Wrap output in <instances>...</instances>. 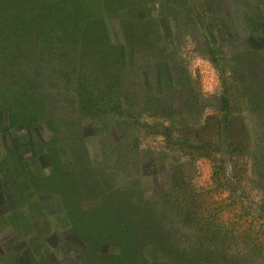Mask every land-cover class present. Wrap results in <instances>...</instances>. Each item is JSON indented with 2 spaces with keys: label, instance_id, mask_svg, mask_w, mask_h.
Listing matches in <instances>:
<instances>
[{
  "label": "rangeland",
  "instance_id": "1",
  "mask_svg": "<svg viewBox=\"0 0 264 264\" xmlns=\"http://www.w3.org/2000/svg\"><path fill=\"white\" fill-rule=\"evenodd\" d=\"M249 44L264 46V0H0V264H264V49ZM207 116L219 187L210 159L179 151ZM177 125L186 140L164 135Z\"/></svg>",
  "mask_w": 264,
  "mask_h": 264
},
{
  "label": "trees",
  "instance_id": "2",
  "mask_svg": "<svg viewBox=\"0 0 264 264\" xmlns=\"http://www.w3.org/2000/svg\"><path fill=\"white\" fill-rule=\"evenodd\" d=\"M258 12L259 11L254 12L250 16L251 19L249 18L248 19L252 21V20L259 18L260 14ZM260 48L264 49V46L261 45V47L257 49H260ZM257 49H253V47L250 44L248 45V50H257ZM228 116H229V113H227L226 116H223L221 118L224 123L226 122V125L228 126V129H229L228 133H230V138L228 139L229 142L227 144V148H228L227 150L229 151V156H240L242 154H245L247 150L249 149V143L247 141L248 139L247 129L244 128L242 122L239 119L228 117ZM222 121L215 119V117L213 116H207L204 122L200 126H197L194 129L195 136L193 132V137H194L196 146L184 145L185 146L184 148L180 147L179 149V151L187 155L189 159H196V158L204 157V158L210 159L214 163L213 169H212V175H211L212 181L214 182V187H219V184H221V179H220L221 172H220V167L215 165L214 157L210 156L211 154L209 152L210 150L209 145L212 142V140L216 139V131L220 127L219 123ZM186 128L187 127H183V125H177L176 127H172V128L164 127L163 132L165 136L170 137L171 135H177L181 139L186 140V135L190 134V132H186ZM187 149H192L193 152L189 153L187 152ZM222 189L223 188H220L217 194L218 193L220 194ZM184 208L187 210L186 217L189 219L188 221H190L192 224H197L200 221L202 222L200 218H195L193 211L191 212L192 207L191 208L188 207L187 203H185ZM195 210H196V213H198L197 212L198 207H195ZM191 214L193 216H190ZM190 218L192 221L190 220ZM259 236L260 237H257V238L242 237L243 240L241 239V241L244 242L242 245L243 246L250 245V247H252V250L255 248H259L260 244L263 242L261 239V235ZM233 239L236 240L235 238Z\"/></svg>",
  "mask_w": 264,
  "mask_h": 264
}]
</instances>
